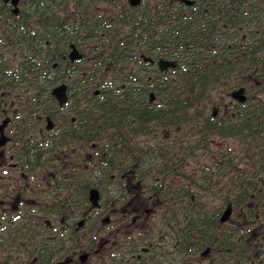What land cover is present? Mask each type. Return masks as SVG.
Listing matches in <instances>:
<instances>
[{"label": "flooded vegetation", "instance_id": "1", "mask_svg": "<svg viewBox=\"0 0 264 264\" xmlns=\"http://www.w3.org/2000/svg\"><path fill=\"white\" fill-rule=\"evenodd\" d=\"M136 3L0 0V264H264L255 102L180 101L182 67L259 31L227 0Z\"/></svg>", "mask_w": 264, "mask_h": 264}, {"label": "trees", "instance_id": "2", "mask_svg": "<svg viewBox=\"0 0 264 264\" xmlns=\"http://www.w3.org/2000/svg\"><path fill=\"white\" fill-rule=\"evenodd\" d=\"M95 0H86L87 7ZM206 4V0H203ZM230 9L231 24H241L239 20L249 23L245 30H258L259 34H252L246 39V56L243 61L238 58L239 47L237 44L231 45V51H235L236 56H230L228 60L219 59L199 61L196 67L186 64L181 69L180 81L183 86L180 94V101L184 107L193 102L215 101L216 95L220 92H229L238 87H245L247 100L255 102L253 106L245 108L246 130L244 139L246 145L253 144L258 133H264V0H227ZM221 4V3H220ZM233 15V17H232ZM238 16H243L240 19ZM253 33V32H251ZM194 40L189 41V45ZM184 45V43H182ZM194 58V57H193ZM192 59V58H191ZM187 61V60H186ZM183 61L181 64H185ZM190 62V60H189ZM244 65L247 69L254 70L252 78L255 83L239 84L237 82V71ZM189 117L183 113V118ZM257 123L256 125H254ZM252 126V128H248ZM239 189L237 188L236 192ZM238 209V207H236ZM232 248V247H231ZM242 252H235L231 255V261L249 262L254 261L253 253H247L245 258Z\"/></svg>", "mask_w": 264, "mask_h": 264}, {"label": "water", "instance_id": "3", "mask_svg": "<svg viewBox=\"0 0 264 264\" xmlns=\"http://www.w3.org/2000/svg\"><path fill=\"white\" fill-rule=\"evenodd\" d=\"M9 1L11 2V5L16 8L17 0H4L5 3L9 2ZM129 3L132 6H136L138 4V3H136V0H129ZM186 3L191 4L190 2H186ZM168 65L173 66L171 63H166V66H168ZM244 92H245L244 88H241V89H238V90L232 92V94H231L232 99L239 101V102H244L246 100ZM227 214H226V216H223L222 221L225 220V218H228Z\"/></svg>", "mask_w": 264, "mask_h": 264}]
</instances>
